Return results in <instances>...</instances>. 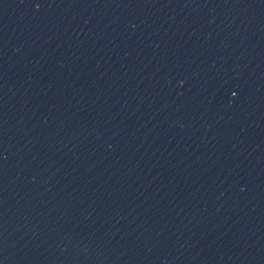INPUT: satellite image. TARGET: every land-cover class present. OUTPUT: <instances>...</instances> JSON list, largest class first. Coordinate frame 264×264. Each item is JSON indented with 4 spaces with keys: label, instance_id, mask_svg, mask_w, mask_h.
<instances>
[{
    "label": "water",
    "instance_id": "obj_1",
    "mask_svg": "<svg viewBox=\"0 0 264 264\" xmlns=\"http://www.w3.org/2000/svg\"><path fill=\"white\" fill-rule=\"evenodd\" d=\"M0 264H264V0H0Z\"/></svg>",
    "mask_w": 264,
    "mask_h": 264
}]
</instances>
